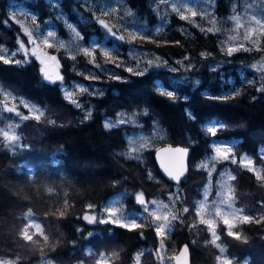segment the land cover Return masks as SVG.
I'll return each instance as SVG.
<instances>
[{
	"label": "trees",
	"instance_id": "1",
	"mask_svg": "<svg viewBox=\"0 0 264 264\" xmlns=\"http://www.w3.org/2000/svg\"><path fill=\"white\" fill-rule=\"evenodd\" d=\"M91 1L0 0V49L13 52L19 41L27 42L23 23L54 29L62 38L72 25L85 45L105 46L74 56L44 46L61 62L60 82L45 79L32 57L17 63L0 54V86L42 109L18 122L13 144L3 134L6 114L0 106V259L95 264L111 253L110 264H158L159 246L174 258L188 244L192 264H264V71L253 67L264 45L248 43L235 53L224 47L222 26L239 0H217L221 22L173 10L159 30L157 0H124L147 28L133 34L120 27L119 37L101 21L112 24L120 15ZM16 6L27 12L19 19L13 17ZM140 51L159 56L166 66L131 68L136 62L131 54ZM74 82L92 89L78 93L83 106L64 96L63 87ZM123 110L135 113L138 124L104 125ZM154 129L160 135L152 138L156 146L138 157L121 153L129 149L128 136L151 135ZM216 142L229 143L233 152L231 162H217L210 198L217 170L228 165L240 214L232 225L219 219L214 239L199 219L197 202L209 180L203 160ZM163 145L192 150L189 173L179 184L169 183L155 163L154 153ZM243 155L258 170L247 168ZM119 193L125 194L126 209L139 212L137 194L168 202L171 230H158L149 213L131 226L87 222L89 213Z\"/></svg>",
	"mask_w": 264,
	"mask_h": 264
},
{
	"label": "rangeland",
	"instance_id": "2",
	"mask_svg": "<svg viewBox=\"0 0 264 264\" xmlns=\"http://www.w3.org/2000/svg\"><path fill=\"white\" fill-rule=\"evenodd\" d=\"M92 4L91 0H88ZM104 8L110 11H116L119 18L115 23L108 24L103 22V26L107 25L106 30L114 37H119L116 29L125 27L133 34H140L146 30L143 21L125 6L124 0H98ZM217 0H157V9L160 12V23L155 27L159 30L164 25L167 17L171 11L176 10L185 18H192L196 15H201L213 23L221 22V19L216 13ZM239 5H236L235 13L230 17L227 23H224V47L229 53H235L247 46L248 43L260 46L264 45V0H239ZM13 17L20 18L21 14L27 12L21 6L12 8ZM193 13L195 15H193ZM27 32V42L19 41L16 51L8 52L7 49H0V54L7 61L26 62L30 57L37 60L40 64L41 71H46L45 64L49 63L52 68L61 74L60 60L50 54L45 48L50 45L58 46L64 49L70 55L74 56L77 53L91 54L97 46L105 49L103 44L85 45L80 39V33L72 25L68 26L69 34L62 38L57 35L54 29L41 31L40 28L33 24L23 23ZM111 29V31H109ZM49 33H52L49 36ZM19 55V56H18ZM135 64L131 68H140L146 65H155L156 67H165L162 59L157 55H150L146 51L134 52L131 54ZM43 61L44 63L42 64ZM253 67L264 71V50L258 59L254 62ZM53 79L50 82H60L62 79H56L57 75L49 74ZM2 97L0 106L5 112V127L3 134L10 140L11 143H16L15 127L19 121L31 116H39L42 109L26 100L25 98H18L10 92L4 90L0 86ZM85 91H92L89 86L74 82L72 87H63L64 96L78 106H83L78 98V93ZM125 124H138V119L135 113L126 110L120 111L118 116L114 119H108L104 122L107 128H113ZM157 129L153 130L151 135L143 132L135 133L128 136L129 149L121 152L127 157H138L146 148L156 146L157 142H153L152 138L159 137ZM232 148L229 143L216 142L214 143V151L211 155L203 160V166L207 169L209 180L203 191V197L197 202V212L199 219L209 226V230L214 239L218 237L216 232L218 220L221 219L228 225L236 222L240 211L234 205L233 193V179L235 174L231 168L226 165L217 170V190L213 198H210L213 191V179L216 173L217 162H231ZM262 157H264V148L260 149ZM241 162L252 170H258L254 164L253 158L248 155H243L240 158ZM124 193H119L110 198L107 203L100 209L89 213L86 220L91 224H123L127 226L134 225L143 215L149 213L153 216L156 222V228L164 232L171 230L170 225L173 221V212L171 205L161 199L148 200L144 195H135V201L142 206V211H135L134 209H126L124 204ZM30 217V216H28ZM36 230L40 229V225L34 220L29 219ZM158 264H173V256H171L165 247H160L154 253ZM111 253L102 254L95 264H110ZM12 261L0 259V264H11ZM228 264H233L228 262Z\"/></svg>",
	"mask_w": 264,
	"mask_h": 264
},
{
	"label": "water",
	"instance_id": "3",
	"mask_svg": "<svg viewBox=\"0 0 264 264\" xmlns=\"http://www.w3.org/2000/svg\"><path fill=\"white\" fill-rule=\"evenodd\" d=\"M48 74L58 75L49 63L45 64ZM192 150L180 145H163L156 149L154 160L160 174L171 184H179L188 175ZM173 264H192L188 244H183L173 258Z\"/></svg>",
	"mask_w": 264,
	"mask_h": 264
},
{
	"label": "snow or ice",
	"instance_id": "4",
	"mask_svg": "<svg viewBox=\"0 0 264 264\" xmlns=\"http://www.w3.org/2000/svg\"><path fill=\"white\" fill-rule=\"evenodd\" d=\"M193 15H195V14L193 13ZM101 23H103V21H101ZM104 26L107 27V25H104ZM109 31H111V29H109ZM51 35H52V33H49V36H51ZM41 62H42V64L44 63L43 61H41ZM44 76H45V79H48V80L53 79L46 71L44 72ZM56 79H62V77H59V75H57Z\"/></svg>",
	"mask_w": 264,
	"mask_h": 264
}]
</instances>
